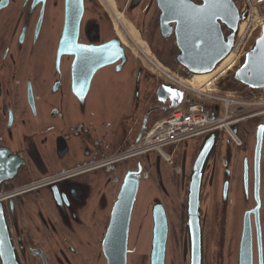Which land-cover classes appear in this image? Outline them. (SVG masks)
Wrapping results in <instances>:
<instances>
[{
    "label": "flooded vegetation",
    "instance_id": "af4514ba",
    "mask_svg": "<svg viewBox=\"0 0 264 264\" xmlns=\"http://www.w3.org/2000/svg\"><path fill=\"white\" fill-rule=\"evenodd\" d=\"M90 1L102 8L108 23L112 22L99 0ZM234 1L241 10L243 0ZM23 2L9 0L6 6L0 7V145L10 149L11 156H14L11 161L22 162L15 177L1 185L0 210L4 225L20 264H96L111 226L116 196L128 159H131L127 153L131 136L134 135L133 143L143 122L147 129L153 117L169 111L168 104L157 101L159 84L156 74L138 65L133 74L130 105H122L121 108L111 106L107 142H99L92 129L88 138L77 139L84 130L82 124L76 127L75 123L83 117L77 105L68 104V86H65L61 99L54 96L53 100L45 104L39 77L42 71L38 68L37 55L43 34L42 26L37 39L34 38L42 11L38 9L35 13V9H32V14L27 12L25 17ZM112 2L130 22L131 25H128L135 30L139 41L147 46L152 58L178 75L191 77L176 62L178 48L175 42L177 31L183 26H191L189 16L192 8L203 5V0ZM169 3L179 9L164 12L163 9H169ZM251 17L250 9L244 22V31ZM243 30L236 43V49L239 46L237 57L251 41V37L242 38ZM221 32L224 37L230 33L224 25H221ZM67 74H70V66ZM152 74L155 77L150 79ZM247 95L262 96L264 91L259 95L247 92ZM151 109L154 110L147 117ZM248 109L247 115H242L243 118L236 123L239 145L234 144L235 170L239 160H244L252 171L254 160L251 140L255 129L264 121V109ZM200 143L201 140L194 147L185 149V152L177 148L170 150L171 158L168 161L157 158V155L145 158L144 174L147 175L146 184L149 186H145L136 204L128 233V249L131 245L135 249L128 254L127 264H149L146 246L154 224L150 204L154 193L160 195L168 215L171 242L168 264H191L189 259L185 261L184 255L187 190L191 172L200 163L203 167L200 196L203 264H214L212 240L215 234L216 178L217 172L226 164L222 158L227 146L224 147L223 140H220L207 154L200 152ZM261 158V184L264 189V145ZM50 172V176L39 178ZM49 186H56L58 198L46 196L45 191ZM263 201L264 190V240ZM142 219L144 223L138 235V224ZM230 220L229 213L224 264H233L229 261ZM101 259L103 264L104 259Z\"/></svg>",
    "mask_w": 264,
    "mask_h": 264
},
{
    "label": "water",
    "instance_id": "95a60500",
    "mask_svg": "<svg viewBox=\"0 0 264 264\" xmlns=\"http://www.w3.org/2000/svg\"><path fill=\"white\" fill-rule=\"evenodd\" d=\"M203 1V5L192 8L189 16L191 26L179 29L175 42L178 48L176 62L179 68L184 69L192 78L212 74L234 56L236 43L242 35L244 22L250 12L248 6L239 10L234 0ZM8 2L9 0H0V7L6 6ZM134 2L136 3V0ZM169 5V9H163L164 12L179 9L173 4ZM32 9H35V13L38 9L42 11L36 24L34 38L37 39L42 26L43 34L37 55L38 68L42 71L39 77L46 98L45 104L53 100L54 96L61 99L67 85L70 91L68 104L77 105V110L83 117L75 123L76 127L82 124L84 130L77 139L88 138L92 129L97 135V140L105 144L110 135L111 106L121 108L131 93L135 70L131 48L116 31L108 30V22L102 8L94 6L90 0H24L22 11H25V17ZM221 25L230 31L227 37L223 36ZM258 29L256 36L251 37L248 46L239 53L234 64L214 80V87L219 92L244 97L247 92L259 95L264 91V23H261ZM20 38L22 43L23 35ZM69 66L70 74H67ZM153 77L155 76L152 74L150 79ZM155 78L157 81L160 79L157 75ZM158 84L157 101L168 104V113L181 103L187 105L195 103L194 97L185 95L180 88L164 81H159ZM153 110L148 111L146 116L148 117ZM145 125L144 121L134 142L141 139L146 131ZM237 126L235 123L231 127L235 135L238 134ZM199 140L194 138L184 141L177 149L185 152L188 147L197 145ZM220 140H223L224 147H227L222 158L226 164L217 172L216 178L213 262L224 264L230 213L229 261L233 264H264L262 225L264 189L261 184L264 121L255 129L251 140L254 160L252 171L244 160L241 162L239 160V166L235 170L236 148L226 131L216 129L207 133L201 139L200 152L208 154V150ZM152 155L157 154L151 153L128 159L124 178L116 196L111 226L103 240L96 264H102L101 258L104 259L103 264H127L128 254L134 251L135 247L132 248V245L128 249V233L133 223L137 201L146 186L145 158ZM12 158L14 156H11L10 149L0 145V191L3 182L13 179L22 163L20 160L13 162ZM157 158L160 156L157 155ZM201 165L198 164L191 172L187 190L184 255L185 261L189 259L191 264H203L200 228L203 171ZM51 174L50 172L39 178H46ZM55 187L46 188V196L58 198V190ZM150 204L154 224L146 246L149 250L148 263L168 264L171 242L167 211L158 193L152 195ZM143 223L144 219L140 220L138 235ZM0 264H20L17 252L6 232L1 210Z\"/></svg>",
    "mask_w": 264,
    "mask_h": 264
},
{
    "label": "built area",
    "instance_id": "2783aa9c",
    "mask_svg": "<svg viewBox=\"0 0 264 264\" xmlns=\"http://www.w3.org/2000/svg\"><path fill=\"white\" fill-rule=\"evenodd\" d=\"M262 1L243 0L242 9L248 6L255 13L258 4ZM255 26V20L251 19L242 38L250 37ZM238 52L239 46L233 58L213 73L209 83H204L205 85H201L198 88H192L195 103L191 105L181 103L171 109L167 115H160L155 118L142 134L141 139L131 144L127 152L128 157L134 158L154 153L163 160L168 161L171 158L170 150H175L184 141L190 139L197 138L201 140L207 133L216 129L226 131L232 138L233 143L238 146L239 138L232 132L231 127L243 118V114H241L243 108L263 107L264 109V95L238 97L219 92L214 87V80L234 64ZM146 61L149 63L148 65H151L150 69H154V74L158 77L160 76L163 81L170 82L180 88L185 94L187 93L184 90L189 88L187 84L192 85L188 77H183L169 70L162 63L152 58L150 54L146 55ZM213 115L215 116L212 117Z\"/></svg>",
    "mask_w": 264,
    "mask_h": 264
},
{
    "label": "rangeland",
    "instance_id": "374dc122",
    "mask_svg": "<svg viewBox=\"0 0 264 264\" xmlns=\"http://www.w3.org/2000/svg\"><path fill=\"white\" fill-rule=\"evenodd\" d=\"M99 1L103 4V6L108 11V14L110 15V17L112 19V22L110 21L108 23V30L114 31L116 29L117 33L121 36V38H123L126 45L131 48V50L133 52V60H134L135 67L138 65H142L145 69H147L149 71V73L155 72L154 69L153 70L150 69L151 65H148L149 63H147V61H146V55L150 54V56L152 57V54L149 52L147 46L139 41L140 39L137 36V33L135 32V30L131 26L128 25V24H130V22L125 18V16L120 11H118V9L116 8V6L112 2V0H99ZM263 8H264V0L260 4H258L256 12L255 13L252 12L251 19L255 20L256 26L254 27V30H253L250 37H253L254 35L256 36V34L258 33V30H259L258 29L259 25L261 23H264V9ZM114 27H115V29H114ZM213 73H212V75H213ZM212 75L208 79H205L204 81H202V80L201 81H197V80L192 81L193 78L188 77L189 82L192 85L185 83V84H187V86H189V88L184 89L187 91L186 95H188L189 97L192 98L193 97L192 88L193 87L198 88L201 85H205V84L209 83L211 81V78L213 77ZM159 78L160 79H158V82L163 81V79L160 76H159ZM164 82H166V81H164ZM166 83H170V82H166ZM129 102H130V99L128 98L125 105H130ZM260 108L263 109V107H257V108H254V110L260 109ZM247 111H250V110L248 109ZM247 111H246V109L243 108L241 114L244 115ZM167 114H168V111L161 114V116L167 115ZM245 115H247V114H245ZM156 117L157 116L153 117L151 119L150 123L152 121H154V119ZM138 126H139V124H138ZM131 139L132 140L130 141V143L132 144V141L134 140V135L131 136ZM146 186H149V184H146ZM233 187H234V181L232 182V190H233ZM231 196H232V193H231ZM215 203H216V194H215V198H214V204ZM212 205H213V203H212ZM263 208H264V201H263Z\"/></svg>",
    "mask_w": 264,
    "mask_h": 264
},
{
    "label": "bare ground",
    "instance_id": "6f19581e",
    "mask_svg": "<svg viewBox=\"0 0 264 264\" xmlns=\"http://www.w3.org/2000/svg\"><path fill=\"white\" fill-rule=\"evenodd\" d=\"M123 39V38H122ZM124 41V40H123ZM230 59V58H229ZM229 59L227 60L228 62H229ZM228 62H225L224 64H223V66L225 65V64H227ZM223 66H221V67H223ZM212 74H210V75H206V76H194L193 77V79H192V81H194V80H197V81H204L205 79H208L210 76H211Z\"/></svg>",
    "mask_w": 264,
    "mask_h": 264
}]
</instances>
